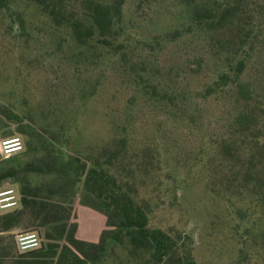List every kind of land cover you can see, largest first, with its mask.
<instances>
[{
  "label": "rangeland",
  "instance_id": "rangeland-1",
  "mask_svg": "<svg viewBox=\"0 0 264 264\" xmlns=\"http://www.w3.org/2000/svg\"><path fill=\"white\" fill-rule=\"evenodd\" d=\"M11 4L25 17L29 35H20L9 11L0 8V104L22 115L18 119L0 111V141L20 135L24 149L10 157L0 154V173L10 161L24 163L21 173L26 184L39 187L38 198L47 206L71 203L72 215L66 227L61 221L40 226L27 213L5 234L8 239L16 244L17 232L37 229L45 242H63L64 230L76 221L74 204L85 190L83 178L71 174L69 158L89 146L108 145L123 130L127 163L148 155L167 172L163 183L135 184L138 197L150 203L151 224L181 230L188 264H242L232 227L237 217L223 211L219 197L205 185L203 169L214 133L242 104L233 85L203 94L226 68L228 53L209 30H188L194 0H127L115 37L124 40L128 62L107 46L76 42L36 0ZM177 28L182 33L174 38L169 32ZM148 82L175 93L176 102L153 97ZM19 179V174L0 178V188L14 187L19 194ZM79 220L84 238L100 235V219L80 212ZM257 226L264 231V219ZM259 237L264 256V235ZM13 251L22 253L17 245Z\"/></svg>",
  "mask_w": 264,
  "mask_h": 264
},
{
  "label": "trees",
  "instance_id": "trees-1",
  "mask_svg": "<svg viewBox=\"0 0 264 264\" xmlns=\"http://www.w3.org/2000/svg\"><path fill=\"white\" fill-rule=\"evenodd\" d=\"M126 1L36 0L56 26L68 27L76 42L107 46L120 53L122 62L129 61L126 44L115 36ZM0 8L9 11L20 35H29L25 17L12 7L11 0H0ZM192 8L188 30H209L228 53L226 68L206 86L203 94L208 96L233 85L242 104L234 117L213 135L212 152L203 163L205 185L219 197L223 211L234 220L237 217L232 227L242 264H264L258 249L262 244L258 236L262 237L264 231L257 226L264 219V0H194ZM181 33L182 28L169 32L174 38ZM201 66L199 62L193 69L198 71ZM146 87L153 97L176 102L177 95L162 91L158 83L148 82ZM0 111L8 117H22L7 105L0 104ZM122 129L126 126L122 125ZM127 146L128 137L122 130L108 145L89 146L83 154L77 152L68 160L71 174L83 178L85 190L81 200L106 215L107 225L98 240L77 237L76 220L70 229L64 230L63 242L50 239L36 249L16 255L15 241L5 234L19 226L27 213L40 226L61 221L66 227L72 215L71 203L47 206L38 198L37 185L21 183V205L0 211V264L9 259L12 264H188L181 230L152 225L150 203L138 197V181L153 183L159 179L163 183L167 172L148 155L128 161L134 162V166L127 167ZM126 169L133 179L125 177L129 176L123 173ZM16 172L7 168L0 178ZM241 221L246 223L243 229Z\"/></svg>",
  "mask_w": 264,
  "mask_h": 264
},
{
  "label": "built area",
  "instance_id": "built-area-1",
  "mask_svg": "<svg viewBox=\"0 0 264 264\" xmlns=\"http://www.w3.org/2000/svg\"><path fill=\"white\" fill-rule=\"evenodd\" d=\"M24 149V140L20 135L4 137L0 141V151L4 157ZM20 194L14 187L0 188V211L19 206ZM16 244L19 252L36 249L42 245L44 239L37 230H22L16 234Z\"/></svg>",
  "mask_w": 264,
  "mask_h": 264
},
{
  "label": "crops",
  "instance_id": "crops-1",
  "mask_svg": "<svg viewBox=\"0 0 264 264\" xmlns=\"http://www.w3.org/2000/svg\"><path fill=\"white\" fill-rule=\"evenodd\" d=\"M22 151V150H21ZM21 151H19V152H21ZM19 152H15V153H13V154H11V155H14V154H16V153H19ZM0 154H1V151H0ZM2 155V154H1ZM10 155V156H11ZM10 156H7V157H10ZM12 159V157L9 159V160H11ZM21 162L20 161H17V163H14L13 161H10V162H8V166L7 167H5V169H2L1 171H3V170H6L7 168L8 169H10V170H12V171H17L16 172V174H19V177H20V179H19V182L20 183H26L27 181H25V173H21V170L20 169H23L22 167V165L24 164H21ZM26 164V163H25ZM6 166V165H5ZM15 174V173H14ZM20 188V187H19ZM20 190V189H19ZM19 194H20V196H21V192L19 191ZM81 197H82V195L79 197V201H77L74 205H75V209H76V211H77V217H76V220L78 221V227H77V230H76V232H75V235L77 236V237H79V238H83V239H87V238H84V236L83 235H81L80 233H81V227H82V225H81V221L79 220V218H80V212H81V214H82V216L83 217H93V218H96V219H100V224H99V233H100V235H101V232H102V230H103V228H105V226L107 225L106 224V215L104 214V212L103 211H101V210H99V209H97L96 207H94V206H92V204H90V203H86V202H83L82 200H81ZM21 204H19V206H20ZM99 235V234H98ZM93 236V237H89L90 239H87V240H98L99 238L98 237H100V235L99 236ZM44 243V242H43ZM42 243V244H43ZM71 244V243H70ZM17 245V244H16ZM71 246H72V248H74L75 250H76V247L75 246H73L72 244H71Z\"/></svg>",
  "mask_w": 264,
  "mask_h": 264
}]
</instances>
